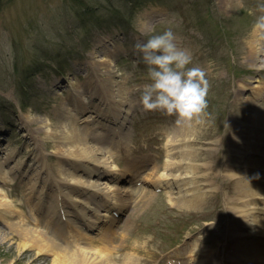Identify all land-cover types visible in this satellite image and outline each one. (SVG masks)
Segmentation results:
<instances>
[{
	"label": "rangeland",
	"instance_id": "1",
	"mask_svg": "<svg viewBox=\"0 0 264 264\" xmlns=\"http://www.w3.org/2000/svg\"><path fill=\"white\" fill-rule=\"evenodd\" d=\"M2 1L0 156L12 155L5 167L6 180L0 182V198L12 202L15 220L55 237L56 224L49 225L45 214L32 205L38 201V191H52L44 180L61 181L71 165L61 151L64 143L43 131L49 126L51 131L52 125L61 129L64 114L76 112L77 101L85 100L73 99L72 94L83 83L95 86L93 81L103 80L112 93L115 83L123 82L126 101L136 107L131 116L133 131L126 141L132 150L116 156L107 152L105 157L110 164L130 168V174L111 178L108 199L118 194V188L135 185L140 189L133 196L124 191L114 198L131 202L123 212L101 207L102 213L110 215L86 231L94 239L84 242L78 231L66 225L57 240L64 246L97 250L102 245L99 239L108 236L112 227L116 235L109 238L117 248L114 253L119 264H135L130 253L138 257L136 264H167L172 258L185 261L197 244L206 247L205 256L212 264H239L230 235L238 233L244 205L241 153L242 142L247 140L241 125L255 107L264 109V32L253 27L264 14L258 9L264 0H83V8L75 6L77 11L70 7L73 0ZM86 8L96 11L94 17L102 16L111 23H82ZM169 29L178 48L191 54L188 67L203 69L210 85L206 113L200 123H191V131L187 129L190 124L183 128L184 123L177 124L175 116L146 111L140 103L143 87L151 81L135 44ZM256 42L262 47L260 68L251 55ZM98 103L79 113V129L85 128L87 119H96ZM40 119L48 122L43 130L38 129ZM176 134L178 142L170 143ZM176 146L187 150L197 165L191 178L204 202L196 208L178 207L164 183L167 180L159 181L161 173L169 172L163 164L172 158L168 153ZM144 158L149 160L148 166L139 168L134 178L130 160L141 163ZM44 164L35 195L33 181ZM155 165L158 167L153 168ZM145 191L147 197H143ZM36 217L43 225L31 221ZM22 242L23 237L0 221V264H52L53 254L40 253L33 245L24 247ZM133 246H138L136 252Z\"/></svg>",
	"mask_w": 264,
	"mask_h": 264
},
{
	"label": "bare ground",
	"instance_id": "2",
	"mask_svg": "<svg viewBox=\"0 0 264 264\" xmlns=\"http://www.w3.org/2000/svg\"><path fill=\"white\" fill-rule=\"evenodd\" d=\"M259 43L253 44L251 55L255 58L254 64L260 68L262 66L260 62L262 61L260 60L259 52H261L262 47L259 46ZM94 63L98 69L99 64ZM93 82L95 86L85 82L81 89L73 92V99H76L75 97H83L85 101H77L78 105L74 107L76 112L69 111L64 114V123L61 124V129L52 125L51 131L50 126L47 131H43L47 137L50 135L54 138H59L64 143L61 151L65 157L64 159L72 166L66 167L70 170L64 172V178L61 181H57V179L44 180L51 186V193L43 192L44 188L38 193L35 192L38 181L41 179L40 174L46 167L45 164L40 166L41 169L38 170L35 175V181H33V191L35 190V195L37 193L36 198L38 201L36 203L33 202L32 208L44 213L48 218L47 223L49 225L51 223L56 224L57 231L53 230L52 233L55 237L47 234L48 231L45 232L35 227H26L21 221L15 220V214L13 213L16 210L12 208V202L3 201L0 198V221L9 226L13 234L16 232V234L23 237L24 242L21 244L24 247L33 245V247L36 246L38 248L40 253L53 254L55 257L52 260V264H119L117 259L115 260L116 256L114 253L117 248L111 245V239L109 238H113L116 235V231H111L113 230L112 227L108 228V231H110L108 236L105 235L99 239L102 245L97 250H91L90 247L73 248L70 244L64 246L57 239L62 238L64 231L62 229L66 225L78 231L79 235H82L79 236L82 241L85 242L90 238L94 239V237H87L89 234L86 231L95 229L97 223L100 224L106 216L110 215L102 213L101 207L105 206L111 212L114 210L123 212L131 205V202H120L119 199L114 200V198H118L119 194L124 191L126 194L133 196L140 189L135 187V185L128 189L118 188L116 190L118 194L116 196L113 195L112 200L108 199L111 188L108 182H110L111 178L120 179V177L126 176L130 168L122 169L118 167V164H110L105 155L107 152H111L113 156L121 153L126 155L128 151L132 150V148L126 146V141L130 136L129 134L133 131V119H131V116L136 112V107L132 101H126L123 93L125 91L123 82L115 83L116 88L112 93L106 88L107 85L103 83V80L100 82L96 79ZM248 84L250 83L248 82L246 85ZM84 96L88 97V100ZM114 97L116 100H114ZM94 101L99 102V112L96 115V119H87L88 124L84 126L85 128L79 129L77 127V116L79 113L89 109L90 105L95 103ZM255 108L252 111V116L247 118L249 120L241 125L247 140L242 142L243 152L241 153L242 161L244 162L241 174V183L244 186V190L241 198L244 205L240 209L239 221L241 226L238 233L230 235L231 242L234 240L233 245H235L236 258L239 259V264H264V109ZM40 121L41 126L38 129L43 130L48 126V122L46 123L45 119H40ZM185 125L184 123L182 127L186 128ZM191 126L190 124V127L187 128L189 131L192 130ZM174 138V140L171 138L170 143L172 141L178 142L179 135L176 134ZM184 139L186 141L187 136ZM0 151H2L1 146ZM168 154L172 158L163 165L169 172L161 173L159 176L164 179L159 177V181L167 180L164 183L170 187L171 196L178 200L176 202L178 207H198L204 202V197L197 193L199 187L194 185L195 183L191 178L197 165L193 164L191 155L189 156L187 150L181 149L179 146L171 148ZM11 155L0 156V182H5L6 180L5 167L9 163ZM130 162L131 165L129 167L133 168L131 172L134 173L133 177L135 178L139 175L138 169L148 166L149 160L144 158L141 163L132 160ZM157 167L158 165H155L153 168ZM80 170L84 173H81ZM49 174L53 175L51 171H49ZM128 174H130V171ZM175 186L178 187L177 191L173 189ZM143 193V197L149 195L147 191ZM64 216H66V220L63 219ZM77 218L78 220H76ZM111 218L113 221L116 220L113 215H111ZM31 221L37 226L43 225L42 220L39 221L38 217L31 219ZM93 242L96 243L95 240ZM137 248L138 246H133L132 251L136 252ZM206 252L207 249L204 245L197 244L187 260L172 258L167 264H212L211 260L208 259L207 261ZM130 256L129 258L135 261L136 264L138 257L134 258L133 253H130ZM124 264H128V262Z\"/></svg>",
	"mask_w": 264,
	"mask_h": 264
},
{
	"label": "clouds",
	"instance_id": "3",
	"mask_svg": "<svg viewBox=\"0 0 264 264\" xmlns=\"http://www.w3.org/2000/svg\"><path fill=\"white\" fill-rule=\"evenodd\" d=\"M258 9L264 13V5ZM254 31L264 32V14L258 16ZM172 30L154 34L135 49L147 66L150 83L143 87L140 103L146 111L175 116L176 123H200L206 113L209 82L199 67H188L191 54L178 48Z\"/></svg>",
	"mask_w": 264,
	"mask_h": 264
},
{
	"label": "trees",
	"instance_id": "4",
	"mask_svg": "<svg viewBox=\"0 0 264 264\" xmlns=\"http://www.w3.org/2000/svg\"><path fill=\"white\" fill-rule=\"evenodd\" d=\"M2 0H0V3H2L1 2ZM69 1H71V0H69ZM83 0H73L72 1V4H71V8H74L76 11H77V9H81V8H83V6H81V2H82ZM78 5V7H77V9L75 8V6H77ZM79 7H81V8H79ZM90 9V8H89ZM88 8H86L85 10H84V12L82 13V16L84 17V19H85V16L86 15H89L88 17H90V15H91V17L89 18V20H87V19H83V20H81L82 21V23H84V24H90L91 26L93 25V26H95V24L96 25H103V24H106V23H111L109 20H105V18H103L102 16L100 17V16H98V17H94V15L95 14H97L96 13V11L95 10H89ZM116 17H118V16H116ZM116 21V20H115ZM90 22V23H89Z\"/></svg>",
	"mask_w": 264,
	"mask_h": 264
}]
</instances>
